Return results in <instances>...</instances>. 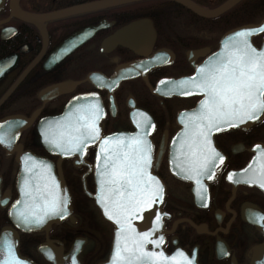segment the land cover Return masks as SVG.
<instances>
[{
  "label": "flooded vegetation",
  "instance_id": "1",
  "mask_svg": "<svg viewBox=\"0 0 264 264\" xmlns=\"http://www.w3.org/2000/svg\"><path fill=\"white\" fill-rule=\"evenodd\" d=\"M109 1L0 0V264H264V118L213 135L220 169L195 196L168 159L177 115L201 97L152 92L162 80L192 76L227 31L263 20L264 0H239L212 18L174 0L93 6ZM187 1L212 11L227 0ZM141 22L142 35L153 36L148 50L108 48ZM262 37L252 39L258 49ZM155 56L154 67L111 81L120 66ZM75 99L83 103L66 108ZM141 119L152 132L148 175L112 183L104 160L96 181V145L75 148V123L94 120L95 132L108 135L134 132ZM33 159L37 172L61 176L70 199L68 215L39 231L9 214ZM244 168L245 184L237 175Z\"/></svg>",
  "mask_w": 264,
  "mask_h": 264
},
{
  "label": "water",
  "instance_id": "2",
  "mask_svg": "<svg viewBox=\"0 0 264 264\" xmlns=\"http://www.w3.org/2000/svg\"><path fill=\"white\" fill-rule=\"evenodd\" d=\"M133 0H112L94 7L108 6L117 3H123ZM181 5L189 8L194 13L206 17H216L232 6L239 0H227L224 4L212 11L200 9L187 0H174ZM91 6V7H93ZM88 8V7H87ZM67 13V11L65 12ZM143 22L129 25L122 31L118 32L112 38L108 39V48L116 44H121L130 50L137 52L139 44H145V49L150 48L153 39L152 34L147 33L144 37ZM255 31L248 32L246 35L237 36L236 33L245 32V30ZM141 33V35H140ZM84 31L79 36L87 35ZM138 34V37L136 36ZM263 35L260 48H256L252 39L256 36ZM255 49V53H253ZM242 52L258 56L264 53V19L258 24L243 25L231 29L223 34L219 41V49L201 63L196 72L189 77L179 79H166L160 81L152 92L164 97L172 96H200L195 109L188 112H182L177 115L176 123L181 127L180 130L172 137L169 143V170L173 177L192 185V193L197 196L201 186H207V183L213 181L219 172L220 166L216 165L218 151L215 149L212 137L220 130L241 127L242 120H245V128L259 122L264 118V111L256 114V119H248L243 110L233 111L229 108H218L213 104L212 95L209 89L203 83V76L208 70V66L217 57L224 60H232L233 63L227 64L229 71L239 65V57ZM161 59V56H155L143 62H133L120 66L115 71L111 81H121L134 77L136 71L142 67H154ZM224 74H221V76ZM217 76V80H221ZM110 81V82H111ZM114 82V81H113ZM221 83L223 81L221 80ZM259 83V80H257ZM59 89V88H58ZM57 89V90H58ZM264 99V97H257ZM87 100V99H84ZM83 101L75 99L69 106V110L76 109ZM85 104V103H84ZM63 116L61 118H65ZM135 117V113L133 119ZM60 118V119H61ZM82 116L74 118L76 123H82ZM92 120V117L90 118ZM138 119V118H137ZM73 128L75 148L77 146L85 147L96 145L95 160V177L103 175L99 167H107L105 176L111 178L115 183V177L119 175H139L144 174L146 177L148 171L144 160L148 159L147 153L152 150L150 140L151 128L145 126L141 119L134 132L117 131L112 134L103 135L96 130L94 120L84 125L76 124ZM90 129V131H86ZM84 130V132H82ZM83 133L82 137H79ZM82 142V144L80 143ZM78 144V145H77ZM106 161L103 165L102 162ZM38 159H33L28 166H23L20 173L18 186V198L10 207L9 214L18 215L21 218L17 222L22 225L21 229L29 231H39L49 227L50 224L59 222L70 212V199L61 176L45 172L43 169L37 172ZM37 166V167H35ZM128 168L126 171H119V168ZM137 168V169H135ZM146 170V173L144 172ZM239 182L245 184V168L237 174ZM19 201V203H17ZM108 219V218H107ZM110 221H112L109 218ZM18 223H15L20 227ZM3 232L11 231V228L2 229ZM2 252V251H1ZM23 264L24 259H20ZM17 262V264H21ZM7 263V261L5 262ZM26 264V263H25Z\"/></svg>",
  "mask_w": 264,
  "mask_h": 264
},
{
  "label": "snow or ice",
  "instance_id": "3",
  "mask_svg": "<svg viewBox=\"0 0 264 264\" xmlns=\"http://www.w3.org/2000/svg\"><path fill=\"white\" fill-rule=\"evenodd\" d=\"M251 31L255 30H245V32L236 33V35H246ZM252 51L255 53L256 50ZM230 63H233L230 59L224 60L217 57L208 66V70L203 76V83L212 95L213 104L218 108H229L233 111L243 110L248 119H256V114L264 111V99L257 98L258 96L264 97V53L253 56L242 52L239 57V65L233 67L231 71L226 67ZM221 74L224 75L221 76ZM217 76H221L223 83L221 80H217ZM145 163H147L146 159Z\"/></svg>",
  "mask_w": 264,
  "mask_h": 264
}]
</instances>
